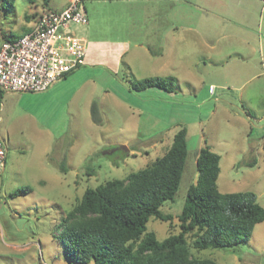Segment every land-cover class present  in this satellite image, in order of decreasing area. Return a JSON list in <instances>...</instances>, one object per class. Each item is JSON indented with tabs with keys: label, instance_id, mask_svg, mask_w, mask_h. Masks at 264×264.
<instances>
[{
	"label": "rangeland",
	"instance_id": "374dc122",
	"mask_svg": "<svg viewBox=\"0 0 264 264\" xmlns=\"http://www.w3.org/2000/svg\"><path fill=\"white\" fill-rule=\"evenodd\" d=\"M66 2L0 0V47L5 36L22 35ZM104 7L103 1L96 7L97 37L164 50L162 67L141 49L122 56L119 47L101 46L94 65L48 90L5 94L0 264H78L66 257L60 236L84 192L153 164L184 127L186 168L175 199L162 207L173 220L151 219L149 230L159 240L179 232L178 215L206 147L221 157L219 191L253 192L264 207V0H114L105 15ZM87 29L72 28L78 36ZM152 76L176 78L174 92L133 90L132 83ZM120 146L129 150L103 154ZM192 252L218 264H264V222L235 249Z\"/></svg>",
	"mask_w": 264,
	"mask_h": 264
},
{
	"label": "trees",
	"instance_id": "16d2710c",
	"mask_svg": "<svg viewBox=\"0 0 264 264\" xmlns=\"http://www.w3.org/2000/svg\"><path fill=\"white\" fill-rule=\"evenodd\" d=\"M30 30L26 28L22 35ZM20 36H5V40ZM175 81L173 76H152L137 80L132 88L172 93ZM92 116L101 122L95 104ZM186 129L174 135L171 146L153 164L128 179L109 180L84 192L62 224L60 238L68 259L78 264H218L194 256L192 249H235L250 240L255 227L264 222V207L253 192L219 191L221 157L209 147L198 155L199 177L188 189L178 215L179 232L159 240L149 230L151 219L173 220L162 207L175 199L182 182L189 155Z\"/></svg>",
	"mask_w": 264,
	"mask_h": 264
},
{
	"label": "built area",
	"instance_id": "2783aa9c",
	"mask_svg": "<svg viewBox=\"0 0 264 264\" xmlns=\"http://www.w3.org/2000/svg\"><path fill=\"white\" fill-rule=\"evenodd\" d=\"M89 22L84 0H69L62 10L43 14L26 34L0 47V113L7 93H35L85 65L87 46L73 30ZM7 149L0 139V172Z\"/></svg>",
	"mask_w": 264,
	"mask_h": 264
},
{
	"label": "crops",
	"instance_id": "0c3cea01",
	"mask_svg": "<svg viewBox=\"0 0 264 264\" xmlns=\"http://www.w3.org/2000/svg\"><path fill=\"white\" fill-rule=\"evenodd\" d=\"M68 1L66 2L65 6H67L68 4ZM105 4V7L104 9L108 6V3L114 1V0H84V3H85V8H86V11H87V14H88V17H89V22L87 25H85L84 27H87V33L85 36H80L86 46H87V57H86V61H85V65L83 67H86V66H92L96 63L98 57L96 56L95 53H97V51H99L98 49L101 47V46H104L106 47L108 45V48L111 47V48H121L120 49V52L121 54L124 53L125 56L128 55L129 53H131V51L133 53H137L138 49H141L143 50L144 52V57L145 59H148L149 61H151L153 64L155 61H153L152 59L153 58H156L155 60H161V61H158L159 66L162 67V60L165 56V51L163 50L162 52L160 53H153L151 51V49L149 48H146L143 44L141 43H132V42H129L131 45H126L124 48L121 47L118 43L116 42H104L102 40H100L96 33L94 32V16L96 15V13H98V10H97V4L102 2ZM87 4H89V9H87ZM107 14V8L104 10V15ZM34 24L30 25L29 28H31ZM122 54V56L124 55ZM152 58V59H151ZM152 65V64H151ZM81 67V68H83ZM13 93V92H11ZM7 94H10V93H7ZM6 94V95H7ZM5 96V95H4ZM4 98V97H3ZM4 109V103H3V106H2V110H1V113ZM1 113H0V119H1Z\"/></svg>",
	"mask_w": 264,
	"mask_h": 264
},
{
	"label": "water",
	"instance_id": "95a60500",
	"mask_svg": "<svg viewBox=\"0 0 264 264\" xmlns=\"http://www.w3.org/2000/svg\"><path fill=\"white\" fill-rule=\"evenodd\" d=\"M118 149H122V150H124L126 152L129 150L126 146H120L119 148H115V149H112L110 151H105V153H103V154L104 155H111L112 153H114Z\"/></svg>",
	"mask_w": 264,
	"mask_h": 264
}]
</instances>
